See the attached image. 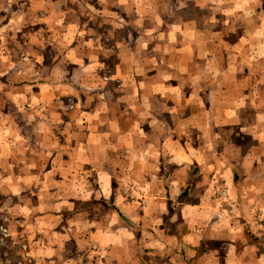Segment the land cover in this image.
Wrapping results in <instances>:
<instances>
[{"label":"crops","instance_id":"crops-1","mask_svg":"<svg viewBox=\"0 0 264 264\" xmlns=\"http://www.w3.org/2000/svg\"><path fill=\"white\" fill-rule=\"evenodd\" d=\"M14 36L37 42L35 62L54 50L35 65L52 81L0 80L10 253L264 264V0H0V40ZM62 94L74 112L36 109ZM130 183L145 203L122 197Z\"/></svg>","mask_w":264,"mask_h":264},{"label":"rangeland","instance_id":"rangeland-1","mask_svg":"<svg viewBox=\"0 0 264 264\" xmlns=\"http://www.w3.org/2000/svg\"><path fill=\"white\" fill-rule=\"evenodd\" d=\"M31 28V27H29ZM24 39V38H23ZM37 45V42L32 40H21L18 38V36H14L13 38L6 40V39H1L0 40V46H3L4 48L0 49V80H4L5 82L10 83L14 88H18L17 86L26 84L29 82H34V84L37 81H42V82H49L52 81L53 79H50L52 76V73L50 72L49 68L44 69V71H39L36 73V64H39L41 62L40 66H46V67H51V60H52V54L54 48L51 44V42H46L45 46H43V52L45 53L44 57L42 59L39 58V62H35L34 60L36 59L35 57V46ZM54 59V58H53ZM61 58H58V61H60ZM66 70V67H60L57 66L56 69L59 70V73H55L54 76H65L62 78V83L67 82V80H70V77H66V73L63 72L62 70ZM37 76V77H36ZM68 76V74H67ZM61 83L59 79L56 80V83H54L55 86H58V84ZM56 93L59 92L58 90L55 91ZM60 98L56 100L58 104H53L51 108L49 107H44V110L41 113L42 115H46V113L50 110H56L59 113L62 114H70L71 112L75 111V104L73 99H71L72 95L71 94H62L59 95ZM45 97V95H44ZM42 106V105H40ZM38 106L36 109L40 107ZM25 109L30 108L31 106H28L27 104H23V108ZM35 110V109H34ZM1 113V112H0ZM1 119V117H0ZM126 178L124 177V180L122 182H131L134 181L135 179H128L125 180ZM136 185V183H130L127 185H124L121 188L122 189L125 186H132ZM122 195V193H121ZM122 197L126 201H139V200H129L127 197L123 196ZM102 207V206H99ZM95 219V218H94ZM5 223V218L3 217L2 213L0 212V226ZM95 247V248H94ZM97 251L98 248L96 245L91 246V251ZM4 251H8V257L7 259L10 260L11 262L6 263V257L4 256ZM26 251L21 247H15L11 249L5 248L4 246L0 245V264H12L14 261V264H17V262H21L22 264H33V261L31 260V256L26 255Z\"/></svg>","mask_w":264,"mask_h":264},{"label":"built area","instance_id":"built-area-1","mask_svg":"<svg viewBox=\"0 0 264 264\" xmlns=\"http://www.w3.org/2000/svg\"><path fill=\"white\" fill-rule=\"evenodd\" d=\"M29 106V105H28ZM44 110V106H40L38 108V112H42ZM122 195L127 197L129 200H139L142 203H145L144 199L142 198V190L139 186L132 185V186H125L122 191ZM226 193V190L223 188L216 189V196L221 198L224 197ZM139 195V197H138ZM257 222L264 226V217L261 216V214L256 216ZM8 238L9 233L6 227L0 226V245L4 246L5 248H8ZM95 248V247H94ZM8 251H4V256L6 257V261L8 262ZM22 264V263H21Z\"/></svg>","mask_w":264,"mask_h":264}]
</instances>
